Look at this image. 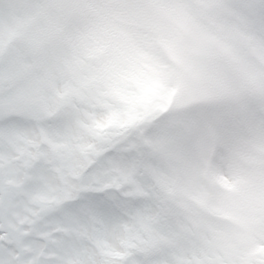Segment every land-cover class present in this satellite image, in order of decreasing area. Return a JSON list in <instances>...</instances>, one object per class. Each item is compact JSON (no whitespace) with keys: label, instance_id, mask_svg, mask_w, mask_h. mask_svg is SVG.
I'll use <instances>...</instances> for the list:
<instances>
[{"label":"snow or ice","instance_id":"snow-or-ice-1","mask_svg":"<svg viewBox=\"0 0 264 264\" xmlns=\"http://www.w3.org/2000/svg\"><path fill=\"white\" fill-rule=\"evenodd\" d=\"M193 90L253 129L242 230L177 197ZM0 264H264V0H0Z\"/></svg>","mask_w":264,"mask_h":264},{"label":"rangeland","instance_id":"rangeland-1","mask_svg":"<svg viewBox=\"0 0 264 264\" xmlns=\"http://www.w3.org/2000/svg\"><path fill=\"white\" fill-rule=\"evenodd\" d=\"M237 107L232 97L212 101L193 90L184 102L187 115L180 126L185 144L199 155L202 170L197 172L191 152L181 158L183 184L177 186V197L191 206L202 227L217 235L242 230L254 210L250 199L229 198V180L221 172L228 163L243 169L252 165L253 129L246 121L233 126L217 118V113H231Z\"/></svg>","mask_w":264,"mask_h":264}]
</instances>
